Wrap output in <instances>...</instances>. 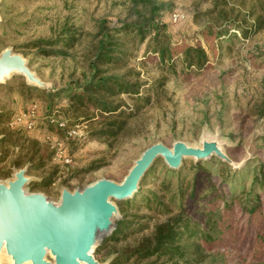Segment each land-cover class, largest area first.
Here are the masks:
<instances>
[{"label":"rangeland","instance_id":"374dc122","mask_svg":"<svg viewBox=\"0 0 264 264\" xmlns=\"http://www.w3.org/2000/svg\"><path fill=\"white\" fill-rule=\"evenodd\" d=\"M155 1L160 5L154 23L160 27L165 24L162 33L171 43V56L163 59L149 47V40L140 41L129 32L120 35L123 52L110 72L142 87L138 95L112 98L122 105L110 115L93 106L75 110L68 94L91 78L103 21L109 25L146 22L152 11L132 0H0V54L12 48L50 84L43 88L44 93L29 97L19 85L25 79L21 74L0 82V180L7 182L16 171L27 168L31 180L26 190L43 193L58 203L63 189H82L100 179L122 182L135 160L154 143L172 147L174 142L184 141L200 146L204 138H217L238 164L237 168L230 164L232 170H243L242 175L248 176L249 188L253 169L264 159V24L256 21L264 13V0ZM68 29L80 31L81 36L77 46L66 49L64 55H43L34 47L39 40L63 38ZM196 48H203L207 56L201 67L196 59L193 66L186 63L187 51L192 49L195 58ZM172 62L175 71L169 69ZM32 104L37 109L30 117L27 111ZM22 115V121L14 123ZM57 121L76 127L79 136H66ZM112 121L120 124L119 129L114 126V135L94 133L111 128ZM28 149L38 152L33 161L25 156ZM58 149L65 150L69 163L55 157L53 151ZM39 163L41 168H31ZM194 163L192 158L184 159L178 173L170 174L174 184L179 176H191ZM153 166L157 178L148 188H154L155 181L159 184L167 168L171 169L163 158ZM242 175L232 184L216 180L212 194L239 192ZM203 187L198 186L193 202L198 199L207 204L211 199L212 195L203 197ZM176 191L174 185L171 192H160L165 194V205L159 210H149L137 192L130 198L136 196L138 201L127 213L138 226L135 236L147 234L155 223L175 212L178 198L172 202L170 197ZM185 195L190 199L188 192ZM125 201L115 203L119 207ZM262 203L264 212V197ZM122 218L119 209L116 224ZM224 222L231 227L225 239L209 244L196 241L206 248L203 255L188 258L183 264H264V224L239 209L226 214ZM129 237L124 236L117 246L109 242V251L98 253L101 243L94 250L96 259L111 264L114 250ZM3 255L0 264H13L6 252ZM48 259L53 261L51 256Z\"/></svg>","mask_w":264,"mask_h":264},{"label":"trees","instance_id":"16d2710c","mask_svg":"<svg viewBox=\"0 0 264 264\" xmlns=\"http://www.w3.org/2000/svg\"><path fill=\"white\" fill-rule=\"evenodd\" d=\"M132 1L135 5H142L152 11L149 21L141 22L138 20L124 24L118 22L113 25H109L107 20L102 22L97 34L99 40L94 48V58L91 63V78L85 84L78 85L68 94L69 103L73 105L75 110L93 106L103 112L110 113V115H115L122 104H115L111 100L112 98L120 97L122 94L138 95L141 92V83L130 82L124 75L110 72L112 69H116L120 54L123 52V46L120 42V35L123 33H132L140 41L149 40V47L160 54L163 59L171 56V43L168 41V36H164L162 33V28H166L165 24L160 27L154 23V14L159 8V2L155 0ZM216 5L219 3L216 2ZM256 21L264 24V13L257 16ZM63 35V38L54 41L39 40L34 43V47L38 48L43 55H64L66 49H73L77 46L81 32L68 29L63 32ZM126 40L128 41L129 38ZM192 52V49L187 51L186 63L193 66L196 59L197 66L201 67L203 62L207 60L205 51L203 48H196L194 50L195 58H192ZM172 63L169 69L175 71V62ZM19 85L23 89V93L29 94V97H32L36 92L44 93L43 89L28 84L25 79H22ZM116 124L119 129L120 124L112 121L109 123L111 128H102L94 133L100 137L114 135ZM37 153L28 149L25 156L33 161ZM53 153L55 155L56 151L54 150ZM40 159L44 160L43 158ZM41 164L31 168H41ZM192 168L191 176L188 173L183 178L179 176L176 184H174L170 174L178 173V171L167 168V173L164 174L159 184L155 181L154 188H148L150 183L157 178L155 167L152 165L143 178L142 188L136 196L142 195L141 200L145 202L149 210H159L165 205V194L161 195L160 192H171L175 185L178 191L170 197L172 202L178 198V206L175 212L171 211L163 221L155 223L147 234L135 236L138 226L129 220L127 213L130 211V207L138 202L137 198L135 196L133 199L120 202L119 209L123 218L117 222L113 234L99 246L98 253L105 250L109 251V242H116L113 243L116 245L124 236L129 235V240L114 250L115 256L111 264H183V262L188 261V258L203 255L206 248H202L201 244L196 243V241L202 240L209 244L225 239V235L230 233L231 227L226 226L224 217L235 209L247 214L251 220L264 224L262 203L264 197V159L253 169L249 188L246 184L248 176L242 175L243 170H232L228 162L215 156L194 163ZM239 174L243 176L239 192L223 193L218 196L212 194L216 190V180H220L221 184H232ZM47 179H51V176ZM200 185H204L201 192L204 194V198L212 195L207 204L203 200L192 201L196 198ZM186 192L189 193L190 199L188 200H186ZM191 238L195 240H191Z\"/></svg>","mask_w":264,"mask_h":264},{"label":"water","instance_id":"95a60500","mask_svg":"<svg viewBox=\"0 0 264 264\" xmlns=\"http://www.w3.org/2000/svg\"><path fill=\"white\" fill-rule=\"evenodd\" d=\"M15 73L40 89L50 87L22 54L7 48L0 54V82ZM214 156L238 167L217 138H204L200 146L184 141L172 147L154 143L135 160L122 182L100 179L82 189H63L58 203L43 193L28 192L31 178L27 168H21L11 180H0V255L6 252L13 264H101L94 250L117 227L115 201L132 198L158 158L177 169L186 158L198 163Z\"/></svg>","mask_w":264,"mask_h":264},{"label":"built area","instance_id":"2783aa9c","mask_svg":"<svg viewBox=\"0 0 264 264\" xmlns=\"http://www.w3.org/2000/svg\"><path fill=\"white\" fill-rule=\"evenodd\" d=\"M173 18H174V20H177L178 17L176 15H174ZM36 109H37V106L35 104H32L28 108V111H27L28 115L30 117L34 116ZM27 113H26V115H27ZM24 116H25V114H24ZM22 117H23V115L15 118L14 123H16L17 121L21 122L23 119ZM57 125L59 126L60 129H63L65 131L66 136H68V137L79 136L78 132L76 130V127L68 126L67 123H65L63 121H57ZM47 138L50 139L49 136ZM55 157L63 160L65 163H69L71 161V158L65 153L64 149H58L55 153Z\"/></svg>","mask_w":264,"mask_h":264},{"label":"bare ground","instance_id":"6f19581e","mask_svg":"<svg viewBox=\"0 0 264 264\" xmlns=\"http://www.w3.org/2000/svg\"><path fill=\"white\" fill-rule=\"evenodd\" d=\"M3 254H4V253H3ZM3 254L0 255V258H1V256H2ZM3 256H4V255H3Z\"/></svg>","mask_w":264,"mask_h":264}]
</instances>
